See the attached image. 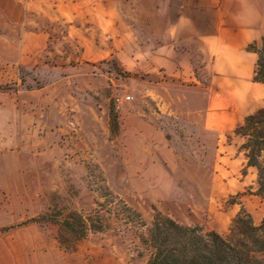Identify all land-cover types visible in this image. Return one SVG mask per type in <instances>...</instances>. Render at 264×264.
<instances>
[{"label":"crops","instance_id":"obj_1","mask_svg":"<svg viewBox=\"0 0 264 264\" xmlns=\"http://www.w3.org/2000/svg\"><path fill=\"white\" fill-rule=\"evenodd\" d=\"M79 18L81 25L75 26ZM58 26L64 28L65 39L81 45L83 61L117 57L130 72L133 86L144 81L145 95L161 113L187 119L213 134L217 166L227 183L237 191H256L257 170L247 164L241 149L245 140L233 133L247 116L264 109V84L254 80L258 53L249 49L264 48V0H0V86L11 82L20 69L46 65ZM69 79L67 75L2 100L1 118L8 120L3 126L15 133L29 128L39 133L36 150L71 151L70 142L60 141L67 132L64 121L82 113L67 111V98L73 97L63 86ZM16 99L27 112L13 109ZM88 115L98 118L95 112ZM50 134L57 141L49 144L45 136ZM22 149L32 148L18 150ZM48 159L31 165L29 172L20 163L2 166L0 194L13 200L45 199L40 211L44 213L49 200L66 195L51 185L67 180L65 166L59 159ZM74 160L65 162L84 164ZM8 219L0 211V230ZM85 239L79 241L77 253L65 252L57 237L32 219L16 231L0 233V264L139 263L107 246L85 253L87 245L80 244Z\"/></svg>","mask_w":264,"mask_h":264},{"label":"rangeland","instance_id":"obj_2","mask_svg":"<svg viewBox=\"0 0 264 264\" xmlns=\"http://www.w3.org/2000/svg\"><path fill=\"white\" fill-rule=\"evenodd\" d=\"M80 25L79 18L75 26ZM56 31L46 65L29 71L20 69L11 82L0 86V173L9 163L23 164L29 172L31 165L56 158L63 162L67 180L51 185L59 186L66 195L55 193L41 213L45 199L13 200L1 193L0 211L9 219L0 233L16 231L32 219L45 216L47 220L39 225L55 238L57 222L77 212L85 219L99 218L102 224L101 231H90L86 241L80 243L87 245L85 253H97L107 246L125 260L141 264L152 253L141 238L147 236L158 212L180 224L222 235L228 233L242 208L255 222L264 218V201L251 194L252 187L237 191L222 175L213 134L187 119L161 113L145 95L144 81L133 86L130 72L117 57L85 62L81 45L65 39L61 26ZM67 75L70 79L63 86L64 93L73 97L67 98V111L69 115L82 113L77 119L67 117L64 126L61 123L67 132L60 141L70 142L71 151L36 150L39 133L31 128L15 133L3 126L8 120L1 118L2 100H13ZM17 103L19 99L13 109L28 111ZM88 112H95L98 118L89 117ZM45 138L49 144L57 141L51 134ZM21 147L32 149L18 150ZM69 157L76 164H84L70 166L66 163ZM78 243L68 253H77Z\"/></svg>","mask_w":264,"mask_h":264},{"label":"trees","instance_id":"obj_3","mask_svg":"<svg viewBox=\"0 0 264 264\" xmlns=\"http://www.w3.org/2000/svg\"><path fill=\"white\" fill-rule=\"evenodd\" d=\"M249 49L258 53L254 80L264 84V48L251 45ZM233 136L245 140L241 149L248 166L257 170V189L251 194L264 201V109L247 116ZM46 220L42 216L33 222L42 224ZM57 224V239L66 252L74 250L90 231L102 230L99 218L85 219L77 212ZM141 241L152 249L146 264H264V218L257 224L244 208L232 220L226 235L180 224L158 212Z\"/></svg>","mask_w":264,"mask_h":264},{"label":"built area","instance_id":"obj_4","mask_svg":"<svg viewBox=\"0 0 264 264\" xmlns=\"http://www.w3.org/2000/svg\"><path fill=\"white\" fill-rule=\"evenodd\" d=\"M126 100H127V101L131 100V97H127Z\"/></svg>","mask_w":264,"mask_h":264}]
</instances>
